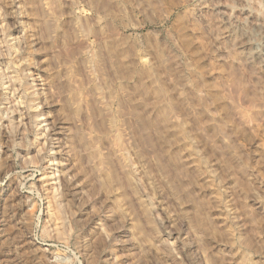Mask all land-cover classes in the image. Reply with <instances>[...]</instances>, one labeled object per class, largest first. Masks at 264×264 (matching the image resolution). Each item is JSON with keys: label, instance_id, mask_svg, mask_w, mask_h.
Masks as SVG:
<instances>
[{"label": "rangeland", "instance_id": "rangeland-1", "mask_svg": "<svg viewBox=\"0 0 264 264\" xmlns=\"http://www.w3.org/2000/svg\"><path fill=\"white\" fill-rule=\"evenodd\" d=\"M257 25L264 0H0V264H264V64L242 45ZM105 155L159 232L130 189L117 207Z\"/></svg>", "mask_w": 264, "mask_h": 264}, {"label": "bare ground", "instance_id": "bare-ground-1", "mask_svg": "<svg viewBox=\"0 0 264 264\" xmlns=\"http://www.w3.org/2000/svg\"><path fill=\"white\" fill-rule=\"evenodd\" d=\"M14 1V0H13ZM12 5H16L15 3H13L12 2ZM100 20H98V21H101L102 19H103V17H98ZM76 20H77V18H76ZM77 22V21H76ZM89 24H91V23H89ZM85 25V24H84ZM1 26H2V28H3V30H4V27L6 26L5 25V23H3V21L1 22ZM81 26H83V25H81ZM85 27V26H84ZM1 28V29H2ZM94 28V27H93ZM91 26L88 28V32H92L94 29H93ZM80 29V28H79ZM101 29V28H100ZM84 30V29H83ZM97 30H99V29H97ZM99 31H101V30H99ZM98 31V32H99ZM81 32H82V30H81ZM10 34H12V33H10ZM85 34H87V32L85 33ZM95 35V34H94ZM15 39H14V41L12 40V44L13 43H16V45L18 44L19 45V43L21 44V39H19L20 37L17 35V36H15L14 37ZM242 45H245V47H247L248 48V57L249 58H251V59H253V58H255V60H257V62H259L260 64H264V26H262V25H257L254 29H253V31H251V33L249 34V36H247V40H245L244 41V43L242 44ZM17 47V46H16ZM98 55H100V54H98ZM254 60V59H253ZM97 66V65H96ZM99 67V66H98ZM97 67V68H98ZM102 72V71H101ZM148 73V75L149 76H152L151 74V72H149V71H147ZM152 78V77H151ZM5 79L4 78H2V85H5V83H6V80L4 81ZM107 81V80H106ZM100 84V83H99ZM7 87L8 86H6L5 88L7 89ZM98 87H100V86H98ZM97 88V87H96ZM38 89H35V90H33V95L35 96L36 95V92H38L37 91ZM5 94H7V92H5ZM36 97V96H35ZM34 98V97H33ZM31 105H33V107L34 108H38V106L40 105V103H39V105L38 104H36V100L34 99V102H33V104H31ZM33 108V109H34ZM38 110V109H37ZM43 115V113L42 112H36V118H39L40 116H42ZM41 119V118H40ZM48 120L47 119H45V120H39V121H36L37 123H38V125L39 124H41V126L39 127V129H38V134L39 135H43L44 136V138L43 139H40V138H38L37 139V142H36V145H37V147L38 146H41V144L43 145V148L45 149L47 146H48V144H49V142H48V137L50 136V139H54L55 137L53 136V135H51L50 134V130H51V126L50 125H48V124H46L45 126H43L42 125V123H44V122H47ZM112 122V121H111ZM115 122V121H114ZM113 123V122H112ZM111 123V124H112ZM171 123H172V126H173V128H175V130H176V132L178 131V133L177 134H179V133H181V134H185V129L187 128L186 127V125H185V123L184 122H182V121H180V120H178V121H175L174 120V122H172L171 121ZM115 124V123H114ZM2 125V118H0V126ZM37 125V124H36ZM113 125V124H112ZM114 126V125H113ZM120 134V133H119ZM117 135L116 134V137L117 136H119V137H121V139H122V136H120V135ZM181 134H179V135H181ZM178 135V136H179ZM96 137V139L98 140V137L97 136H95ZM187 137V136H186ZM181 138V137H180ZM183 138V137H182ZM191 138V137H190ZM60 139V138H59ZM94 139V138H93ZM116 139V138H115ZM119 140H120V138H118ZM188 139V138H187ZM187 139H184V140H187ZM118 140V141H119ZM184 140H182V141H184ZM192 140V139H191ZM117 140H115V142H116ZM187 141H189V140H187ZM121 141H119V143L118 144H120V146H121V143H120ZM187 142H185V144H186ZM190 143V142H189ZM188 143V144H189ZM192 143V142H191ZM87 144H88V142H87ZM132 144V143H131ZM188 144H186V146L188 145ZM85 147V146H84ZM195 147V146H194ZM41 149L40 150H42L43 148L42 147H40ZM183 148V147H182ZM190 148V154L193 156V162L195 163V161L197 162V163H201V156L195 151V149H193V148H191V147H189ZM188 148V149H189ZM195 148H197V147H195ZM54 149V147H52V146H50V148H49V150H53ZM185 149V148H184ZM187 149V148H186ZM198 149V148H197ZM199 150V149H198ZM94 152H96V151H94ZM93 152V153H94ZM138 152V151H137ZM199 152H200V150H199ZM103 154V153H102ZM141 154V153H140ZM93 155V154H92ZM94 155H95V153H94ZM108 155V154H107ZM145 154H143V156H144ZM97 156V155H96ZM109 156V155H108ZM108 156H106L105 155V157L103 156V159L100 161V162H98V164H105L106 163V166H104V170L102 171L103 172V174H104V176L102 175V177H103V179L105 178V179H107V182L109 181V183L111 184V186H110V188L111 187H115V191H117L116 192V194H117V198L116 199H114V201H116L117 202V204H118V206L117 207H119L120 209H125V206H124V204H126V203H124V197H125V189H130L137 197H138V202H140V207L141 208H143L144 209V213L147 215V218H148V220H149V222H150V225H151V223H152V219H151V213H150V204L149 205H147L146 203H145V201H147V200H144L143 198H142V196H141V194L138 192V189L136 188L137 186L135 185V182H134V179L136 178L135 176H134V174H135V171L133 172L131 169H129V168H127L124 164H122V166L124 165V167H123V170H124V176H122L123 177V179H121L120 178V176L118 177L117 176V174H119V173H117L116 174V172L117 171H114V169L113 168H115L113 165H112V163H111V159H110V157H109V159H108ZM142 156V157H143ZM190 156V155H189ZM102 157V156H101ZM145 157V156H144ZM169 157V156H168ZM174 157V156H173ZM205 157V156H204ZM146 158V157H145ZM145 158H144V160H145ZM172 158V157H171ZM175 158V157H174ZM57 159V157L56 156H53V158H51V160H56ZM143 159V158H142ZM202 159H203V157H202ZM206 159L207 158H205V160L203 159V161H205L206 162V164H207V161H206ZM50 160V159H49ZM100 160V159H99ZM171 160V159H170ZM157 161V160H156ZM169 161V160H168ZM154 162V161H153ZM172 162V161H171ZM174 162H176V161H174ZM210 162V161H209ZM107 163H110L111 164V166H113V168L109 165H107ZM160 163V162H159ZM97 164V163H96ZM148 164V163H147ZM166 164H169L168 166H171L170 165V163H166ZM172 164V163H171ZM209 164V163H208ZM127 165V164H126ZM145 165V164H144ZM176 165V164H175ZM175 165H172V166H175ZM201 165V164H200ZM202 165H204V164H202ZM147 166V165H146ZM161 166V165H160ZM167 166V165H166ZM171 166V167H172ZM96 167V166H95ZM98 168L99 167H101V166H97ZM106 167V168H105ZM157 167V166H156ZM159 167V166H158ZM171 167L169 168L168 167V169H169V171L170 170H172L171 169ZM178 167V166H177ZM201 167H203V166H201ZM205 167V166H204ZM103 168V167H102ZM148 168V167H147ZM153 168V167H152ZM160 168V167H159ZM163 168V167H162ZM161 168V169H162ZM198 169L200 168L199 167V165H198V167H197ZM100 169V168H99ZM116 169V168H115ZM133 169V168H132ZM158 169V168H157ZM168 169H167V172H166V170H163V172H164V174L166 173V174H168ZM174 169V168H173ZM176 169V168H175ZM210 169H214V168H211L210 167ZM100 170H102V169H100ZM159 170V169H158ZM158 170H156V171H158ZM177 170V169H176ZM205 170V169H204ZM147 171V170H146ZM146 171H145V174H146ZM150 171H151V169H150ZM153 171V170H152ZM155 171V170H154ZM161 171V170H160ZM206 171V170H205ZM208 171H210V170H208ZM208 171H206L207 173H208ZM99 172V171H98ZM172 172V171H171ZM211 172V171H210ZM134 173V174H133ZM150 173V172H149ZM212 173V172H211ZM163 174V173H162ZM165 174V175H166ZM213 174L215 175V173L213 172ZM101 175V174H100ZM151 175V174H150ZM149 175V176H150ZM214 175H206V178H205V180H206V183H207V185L209 184V187L211 186H213L215 183V181H216V176H214ZM161 176V175H160ZM159 176V178H161ZM101 177V178H102ZM166 178V177H165ZM163 179V178H162ZM168 179V178H167ZM167 179H165V180H167ZM217 179H218V177H217ZM102 180V179H101ZM136 180V179H135ZM169 180V179H168ZM168 180H167V182H168ZM103 181V180H102ZM106 180H104V182H105ZM170 181V180H169ZM171 183V182H170ZM218 183V182H217ZM105 184V183H104ZM107 184V183H106ZM105 184V185H106ZM155 184V183H154ZM157 184H159L160 186L162 185V184H160V183H157ZM113 185V186H112ZM163 185H165V182H164V184ZM173 185V184H172ZM109 185H107V187H108ZM158 186V185H157ZM166 186V185H165ZM106 187V186H105ZM169 188H166L165 187V189H173L172 187H170V186H168ZM208 187V186H207ZM210 187V188H211ZM214 187V186H213ZM109 188V189H110ZM218 188H219V186H218ZM218 188L216 187V189L215 190H218ZM64 189H66V188H64ZM112 189H114V188H112ZM127 189V190H128ZM164 189V188H163ZM220 189V188H219ZM71 190V189H70ZM107 190V189H106ZM126 190V191H127ZM174 190V189H173ZM169 191V190H168ZM210 191H212L213 192V190H210ZM109 192V191H108ZM112 192V191H111ZM110 192V193H111ZM129 192V191H128ZM216 192V191H215ZM218 192V191H217ZM222 192V191H221ZM224 192V191H223ZM64 193V192H63ZM70 193V192H69ZM115 193V192H114ZM130 194H131V192H129ZM211 193V192H210ZM225 193H227V192H225ZM224 193V194H225ZM126 194H127V192H126ZM170 195H171V193H169ZM212 195V196H211ZM210 196L213 198V200H214V202H216L217 204H220V205H223L224 203H222L223 201H225V200H227L228 202L230 201V200H228V197H227V195H223V194H220L219 192L218 193H216V194H214V192H213V194H211ZM60 196H62V195H60ZM67 196V194H65V198H67L66 197ZM128 196V195H127ZM135 196V197H136ZM174 196H176V195H174ZM176 197H178V196H176ZM62 198V197H61ZM172 198V197H171ZM174 198V197H173ZM211 198V199H212ZM175 199V198H174ZM179 198H177V200H178ZM127 200V199H126ZM197 201V200H196ZM195 201V202H196ZM64 202H66V201H64ZM68 202H69V200H68ZM115 202V203H116ZM126 202H128V201H126ZM180 202H181V200H180ZM226 202V201H225ZM227 202V204H229ZM70 203V202H69ZM131 203V202H130ZM222 203V204H221ZM71 204V206H72V203H70ZM116 204V205H117ZM179 204V203H178ZM182 205V204H181ZM196 205V204H195ZM225 205V204H224ZM230 205V204H229ZM70 206V207H71ZM130 206V205H129ZM148 206H150V207H148ZM217 206V205H216ZM225 206H227V205H225ZM69 207V206H68ZM193 207H195V206H193ZM218 207H220V206H218ZM229 207V206H228ZM231 207V206H230ZM127 208H128V206H127ZM152 208V207H151ZM200 208V207H199ZM225 208V207H224ZM130 209H132L131 207H130ZM196 209V208H195ZM230 209V208H229ZM73 210V209H72ZM231 210V209H230ZM125 211L126 212H128L129 211V209L127 210H124V213H125ZM134 211V210H133ZM184 211V210H183ZM187 210H185V212H186ZM199 211V210H198ZM131 212V211H130ZM230 212V211H229ZM134 213H135V211H134ZM134 213H133V215H134ZM187 213V212H186ZM204 213V212H203ZM223 213V212H222ZM131 214V216H132V213H130ZM129 214V215H130ZM193 214H195V213H193ZM197 214H200V213H197ZM202 214V213H201ZM191 215V214H190ZM205 215V214H204ZM208 215V214H207ZM192 216H194V215H192ZM209 216V215H208ZM207 216V217H208ZM133 217V216H132ZM136 217H138V215H136ZM146 217V216H145ZM190 217V216H189ZM204 217V216H203ZM134 218V217H133ZM147 218H145L146 220H147ZM192 218H194V217H192ZM209 218H210V216H209ZM235 217L233 216V219H234ZM138 219V218H137ZM137 219H132V220H134V222H135V224H136V220ZM191 219V218H190ZM194 219H196L195 221L197 222V223H199V224H202V223H204V222H202V217L199 219L198 218V215H196L195 216V218ZM199 219V220H198ZM205 219H207V218H205ZM237 219V218H236ZM148 220H147V222H148ZM193 220V219H192ZM226 220H228V219H226ZM154 221V220H153ZM199 221V222H198ZM203 221H205L204 219H203ZM148 222V223H149ZM155 222V221H154ZM153 222V223H154ZM207 222V221H206ZM153 223H152V225H153ZM196 223V224H197ZM227 223V222H226ZM155 224V223H154ZM228 224V223H227ZM226 224V225H227ZM154 227H156L155 225H153ZM151 227V226H150ZM154 227L152 228V229H154ZM226 227V226H225ZM230 227V226H229ZM228 227V228H229ZM155 229H157L158 230V228L156 227ZM154 229V231H156L157 232V230H155ZM230 230H232L231 228H229ZM227 230V229H226ZM101 231V230H100ZM158 232H159V230H158ZM230 234V233H229ZM149 236V235H148ZM146 238H148L147 236H146ZM150 238V237H149ZM151 239V238H150ZM148 240V239H147ZM150 243V242H149ZM151 244V243H150ZM154 244V243H153ZM152 245V244H151ZM156 247V246H155ZM243 253H245V252H243ZM245 259H246V261L245 262H249V259L247 258V257H244ZM244 262V261H243ZM244 262V263H245ZM243 263V264H244ZM246 264V263H245ZM248 264V263H247Z\"/></svg>", "mask_w": 264, "mask_h": 264}]
</instances>
